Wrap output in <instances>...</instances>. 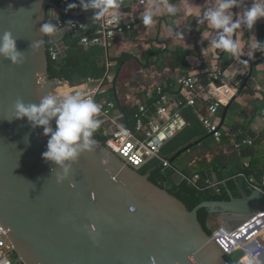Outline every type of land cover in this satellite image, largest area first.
Wrapping results in <instances>:
<instances>
[{
    "label": "water",
    "instance_id": "95a60500",
    "mask_svg": "<svg viewBox=\"0 0 264 264\" xmlns=\"http://www.w3.org/2000/svg\"><path fill=\"white\" fill-rule=\"evenodd\" d=\"M61 18L50 0H0V38L11 33L19 54L15 62L0 54V225L14 244L15 264H228L199 222V211L245 223L264 210V183L248 193L240 177L241 199L206 201L190 211L93 136L73 160L57 164L43 158L50 136L27 117L17 118L14 105L17 100L39 105L56 95L48 51L64 58L65 37L79 36L58 25ZM44 24L55 32H42ZM238 57L251 69L224 108L221 127L257 64ZM50 127L55 130V119Z\"/></svg>",
    "mask_w": 264,
    "mask_h": 264
},
{
    "label": "trees",
    "instance_id": "16d2710c",
    "mask_svg": "<svg viewBox=\"0 0 264 264\" xmlns=\"http://www.w3.org/2000/svg\"><path fill=\"white\" fill-rule=\"evenodd\" d=\"M56 4L61 12L62 19L65 21L68 18H73L77 22L86 23L83 15L75 17L74 11L81 9V0H50ZM88 3L89 0H83ZM75 4V8H69V5ZM94 28V27H93ZM90 29L88 32H81L78 37L68 35L64 39V43L69 48V54L61 59H54L51 52L48 51L49 75L51 80L68 83L71 86H78L82 83L91 80H101L110 72L114 73L112 82L105 80V86L108 87L107 97L115 102L116 116H121L120 122L132 128L135 122V115L138 112V107H132L124 103L123 99L127 93L126 74L128 69H133L132 62L134 58L129 54H122L119 57L112 56L110 49L103 45H83L82 38L92 34ZM258 40L260 45V54L264 55V24L257 26ZM48 47L51 43L48 40ZM160 52V51H159ZM158 53V51L156 52ZM189 52L180 49L174 52V60L178 62L186 60ZM235 61V55L231 54L226 57L223 68H228ZM113 66L109 69L108 63ZM185 70H190L191 67L184 61ZM253 77L249 80L244 94L251 93L253 90ZM164 91L167 89L164 86ZM152 101H146L145 104L150 110H154L157 104L158 95L155 92ZM209 104L205 102H197L195 107H188L184 110V115L189 122V127L182 133L176 136L169 142L162 151V157L169 161L180 150L200 141L199 144L193 146L189 151H186L172 165L173 168H165L161 160L155 159L148 165L140 169V173L150 175V180L159 187L166 189L170 194L179 199L188 210L192 211L201 203L206 201H231L232 199H241L243 193L238 185V180L243 175L246 180V191L251 192L252 185L248 180L253 179L255 184L264 183V157H259L256 152V146L264 139L258 137L253 130L254 118L252 116L248 121L239 122L237 118L241 115L243 107L238 101H235L227 114L226 125L235 131V138L224 136L222 142L215 141L214 137H208L209 133L203 123L200 121L199 114H204ZM224 108H221L220 115L222 116ZM194 111V112H193ZM244 113V111H243ZM259 116L264 117V93L263 101L259 108ZM98 141L106 143V139L101 136L96 130L92 134ZM251 140L252 145L246 141ZM225 142L240 145L241 149L233 155H226L223 151L216 154L219 144ZM215 154L214 158L209 161L207 155ZM251 159L249 166H245L243 161ZM195 175L200 176V181L197 185H193L189 179ZM187 178H183V177ZM216 180L222 183L218 189L208 188L206 182ZM220 215L211 214L204 208L199 211L198 219L202 224L205 232L209 236H214V226L218 223ZM241 253L228 255L225 254V260L228 264H240L239 258ZM15 258H17L16 254Z\"/></svg>",
    "mask_w": 264,
    "mask_h": 264
},
{
    "label": "built area",
    "instance_id": "2783aa9c",
    "mask_svg": "<svg viewBox=\"0 0 264 264\" xmlns=\"http://www.w3.org/2000/svg\"><path fill=\"white\" fill-rule=\"evenodd\" d=\"M149 2L150 0H119L120 8L116 10L120 13L119 19L108 23L110 17L101 18L93 22L94 28L87 23L77 22L71 17L65 21L61 18L58 25L66 26L78 34L93 29L92 34H86L81 43L85 46L103 45L110 49L111 43L117 37L131 32L135 27L136 14L131 9H126L125 6L136 4L145 7ZM51 9L55 11L54 8ZM89 10L95 9L89 8ZM81 15V9L74 11L75 17ZM52 56L56 59L54 54ZM241 60L237 57L231 66V69L236 67L233 76L228 75L227 68L216 66L205 74H189L180 78L178 83L182 91L186 92L184 96L171 97L164 91L162 85H156L154 92L159 97L156 107L150 110L145 104H139L132 128L120 122L121 116L115 114V102L107 97L108 87L104 84L105 80L112 82L114 78L110 71L104 79H89L78 86L58 81L56 95L68 93L70 90L68 94L80 92L85 98H93L101 109L95 117L100 122L96 131L106 139V147L130 167L140 170L151 161L158 159L165 168H173L171 163L162 157V151L169 142L189 127L190 124L184 115V110L188 107H195L197 102L209 104L206 112L199 114V118L215 141L221 143L224 136L235 137L233 129L221 127L220 110L236 96L249 73L247 69L240 67L239 61ZM112 66L113 64L109 62L108 68ZM248 143L253 144L251 140ZM236 147L241 146L236 145ZM241 177L245 178L243 175ZM189 181L197 185L200 176L195 175ZM248 182L252 187H257L253 179ZM221 184L216 180L206 182L208 188L215 189H218ZM263 221L264 210L251 216L235 230H229L223 226L213 238L225 254L241 253L240 264H248L246 259H249L252 264H264V243L252 235V232ZM14 250V244L9 239L7 230L0 225V264H15L12 259L15 254Z\"/></svg>",
    "mask_w": 264,
    "mask_h": 264
},
{
    "label": "crops",
    "instance_id": "0c3cea01",
    "mask_svg": "<svg viewBox=\"0 0 264 264\" xmlns=\"http://www.w3.org/2000/svg\"><path fill=\"white\" fill-rule=\"evenodd\" d=\"M150 2H153V0H150ZM154 2L162 4L164 0H154ZM166 2L176 7L177 12L168 14L165 11L159 15H154V23L151 26H146L142 19L149 3L145 7L127 4L126 9H131L136 14L135 27L131 32L117 37L110 45L112 56L119 57L122 54H129L134 58L132 62L133 69H128L125 72L127 76L125 78L127 93L123 99L125 104L132 107H138L139 104L149 100L152 101L155 95L154 88L158 84L165 86L171 97L184 96L186 92L182 91L178 83L180 78L189 74H205L216 66L223 67L226 57L231 54L222 49L212 48V40L218 39L219 32L222 30L212 29L209 22L204 18V13L215 9L220 0H166ZM252 3L253 0H237V6L229 10L233 22L240 19L243 12L251 7ZM186 7L198 9L200 14L198 16L186 15ZM96 12L97 10H84L83 6L81 7V13L86 23L92 28L94 27L93 22L96 21ZM260 24H264V19L258 20L252 29H248L242 23L239 28L234 30L232 39L234 42H239L240 54L257 63L252 75L253 90L247 94H244L243 91L237 100L244 111L243 113L240 110L241 115L237 120L242 123L248 121L252 116H256L253 130L258 137H263L264 117L259 116V108L264 93V55L260 54L257 33V26ZM169 29H171V32H169ZM253 43L257 44L258 47L253 48ZM180 49L189 52L186 60H184L191 67L188 71L185 70L184 61L174 60L173 53L178 52ZM157 51L158 53H156ZM237 57L238 55H235V60ZM233 63L227 68L230 76H233L236 70V67L231 69ZM239 65L244 70L250 71L251 69L250 64L243 59L239 61ZM226 121L227 117L223 128L232 129L226 125ZM249 141H246L247 144H249ZM240 149L241 147H235L234 143L225 142L219 144L216 154L223 151L226 155H233L237 152L236 150L239 151ZM256 152L259 157H264V139L257 144ZM214 156L215 154L209 153L207 158L211 161ZM250 162L251 159L243 161L245 166H249ZM220 219L223 224L228 225L226 227L229 230H235L243 224L232 218L220 217ZM252 235L258 237L264 243V221L252 232Z\"/></svg>",
    "mask_w": 264,
    "mask_h": 264
},
{
    "label": "clouds",
    "instance_id": "9594fccd",
    "mask_svg": "<svg viewBox=\"0 0 264 264\" xmlns=\"http://www.w3.org/2000/svg\"><path fill=\"white\" fill-rule=\"evenodd\" d=\"M81 3L84 10L89 8L97 10L96 20L110 17L108 23H113L119 19L120 13L116 11L120 8L119 0H89L88 3L81 0ZM235 6H237V0H220L215 9L204 13V18L212 29L222 30L219 32L218 39L212 40V48L239 55L240 44L238 41H233L232 34L242 23L248 29H252L258 20L264 19V0H253L251 7L243 12L242 17L233 22L229 10ZM75 7V4L69 5L70 9ZM177 10L166 0L162 4L155 3L153 0L148 4L147 10L143 14V23L146 26H151L154 23V15L165 11L168 14H174ZM185 13L197 16L200 14L198 9L191 7H186ZM41 30L45 34H52L55 32V27L51 24H44ZM252 47L256 48L258 45L253 43ZM0 54L10 58L13 62L17 61L19 54L16 52L15 40L11 33H5L0 38ZM14 107L17 118L27 117L34 127H43L44 135L50 136L43 158L57 164L75 159L81 148L88 149L91 144L90 137L100 123L95 119L101 111L100 105L91 97L85 98L84 94L80 92L62 93L59 96L50 94L45 96L39 105H26L17 100ZM53 119L56 121L55 130L50 127V122ZM66 171L67 169H65Z\"/></svg>",
    "mask_w": 264,
    "mask_h": 264
},
{
    "label": "rangeland",
    "instance_id": "374dc122",
    "mask_svg": "<svg viewBox=\"0 0 264 264\" xmlns=\"http://www.w3.org/2000/svg\"><path fill=\"white\" fill-rule=\"evenodd\" d=\"M111 74L114 76V73H113V72H111ZM55 88H57V85H56ZM69 92H70V90H69ZM69 92H68V93H69ZM220 220H221L220 218L217 219V221H219L218 223H220V224H216V225L214 226V228H213L215 233L219 232V230H220L223 226H225V227L228 226L227 224H223ZM226 221H227V220H226ZM226 228H227V227H226ZM229 228H230V227H229ZM227 229H228V228H227ZM12 259H13L14 262H16V259H17V258H15V255H14V256H12Z\"/></svg>",
    "mask_w": 264,
    "mask_h": 264
},
{
    "label": "bare ground",
    "instance_id": "6f19581e",
    "mask_svg": "<svg viewBox=\"0 0 264 264\" xmlns=\"http://www.w3.org/2000/svg\"><path fill=\"white\" fill-rule=\"evenodd\" d=\"M246 262H247L248 264H252V262H251L249 259H246Z\"/></svg>",
    "mask_w": 264,
    "mask_h": 264
}]
</instances>
